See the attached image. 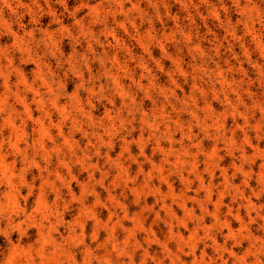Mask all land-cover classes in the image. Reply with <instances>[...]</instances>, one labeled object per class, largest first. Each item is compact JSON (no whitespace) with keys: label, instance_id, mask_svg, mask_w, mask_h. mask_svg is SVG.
<instances>
[{"label":"rangeland","instance_id":"1","mask_svg":"<svg viewBox=\"0 0 264 264\" xmlns=\"http://www.w3.org/2000/svg\"><path fill=\"white\" fill-rule=\"evenodd\" d=\"M0 264H264V0H0Z\"/></svg>","mask_w":264,"mask_h":264}]
</instances>
